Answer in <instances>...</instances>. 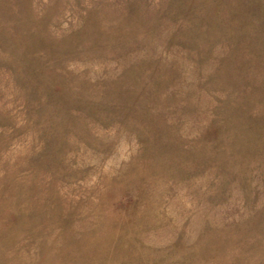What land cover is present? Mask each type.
<instances>
[{"label":"rangeland","instance_id":"374dc122","mask_svg":"<svg viewBox=\"0 0 264 264\" xmlns=\"http://www.w3.org/2000/svg\"><path fill=\"white\" fill-rule=\"evenodd\" d=\"M0 264H264V0H0Z\"/></svg>","mask_w":264,"mask_h":264}]
</instances>
